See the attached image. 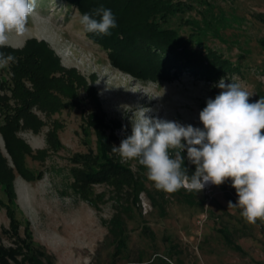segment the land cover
I'll list each match as a JSON object with an SVG mask.
<instances>
[{"label": "rangeland", "instance_id": "1", "mask_svg": "<svg viewBox=\"0 0 264 264\" xmlns=\"http://www.w3.org/2000/svg\"><path fill=\"white\" fill-rule=\"evenodd\" d=\"M174 1L182 4L164 26L203 53L216 52L239 71L215 80L188 68L176 75L170 67L171 79L125 72L112 64L109 50L87 36L81 12L66 0H37L27 31L9 34L7 46L24 50L20 55L43 43L41 52L49 56L38 58L48 66L45 71L68 84V70L74 69L72 83L85 101L80 106L62 104L50 114L36 105L33 112L44 125L18 131L28 146L27 166L35 174L15 171L8 179L13 186L8 196L7 183H0V264H264V222L249 224L241 208L227 207L228 201L238 199L231 179L219 186L209 182L199 192L180 188L167 193L155 188L137 160L119 156L146 184L137 200L127 195L114 199L108 187L97 184L95 195L101 196L93 204L73 186L75 157L97 148L96 134L84 117L92 106L88 88L99 99L109 133L119 137L131 134V118L139 108L202 129L199 113L221 91L216 87L221 78L238 83L251 95L249 102L264 97V0ZM31 40L37 43L29 44ZM20 55H14L16 60ZM3 79L12 83L11 63L0 66ZM26 85L33 88L28 80ZM60 96V101L70 100ZM0 151L15 169L1 131ZM118 212L128 219L124 249L111 233Z\"/></svg>", "mask_w": 264, "mask_h": 264}, {"label": "trees", "instance_id": "2", "mask_svg": "<svg viewBox=\"0 0 264 264\" xmlns=\"http://www.w3.org/2000/svg\"><path fill=\"white\" fill-rule=\"evenodd\" d=\"M69 5H74L83 15L91 13L94 9L103 5L110 8L117 21V27L110 29V36H97L86 33L95 43L106 50L114 66L119 69L142 77H155L171 79L168 73L170 67L175 69L176 75L183 68H188L196 75L216 79L239 71L229 60L224 59L216 52L208 50L203 53L195 46L190 45L189 40L178 35L175 29L164 26L168 17L180 9L182 3L174 0H66ZM30 43H37L35 40ZM264 45V39L262 40ZM44 44L33 45V50L20 55L24 50L14 49L11 46L0 48L5 55L19 54L22 57L11 63L12 83L0 80V131L5 139L8 152L14 160L15 169L9 167L6 158L0 151V183L5 184L4 192L12 193V181L14 172L24 176L34 175L26 163V149L28 146L18 136L22 127H31L38 130L44 125V121L33 112V107L54 113L62 104L71 103L82 105L85 100L82 93H78L74 86L76 71L69 69V84L63 77L52 75L48 66L39 61V56L48 58V54H42ZM41 52V53H40ZM58 67L59 62L55 61ZM26 80L32 83L33 88H28ZM73 82V83H72ZM66 84V85H65ZM87 95L92 99V106L84 113L87 126L91 128L97 137L96 150L75 157L72 168L74 175L73 186L82 199L95 204L94 186L103 184L114 194V199L119 196H130L138 199L139 195L147 190L145 182L138 179L136 173L123 164L119 155L111 151L112 147L119 146L124 136H116L106 123V116L95 92L88 88ZM1 90L5 91L2 92ZM10 91L11 96L6 92ZM67 95L70 100L60 101V95ZM66 96V97H67ZM15 100V104L10 101ZM55 136L50 133V139ZM184 157V167L191 176L195 172V165L187 159V151L181 153ZM31 174V175H30ZM11 181V182H10ZM9 186V187H8ZM178 191V190H177ZM8 196V195H7ZM131 218V217H128ZM127 220L121 218L119 212L112 219L111 233L118 237L122 249L127 245L128 232ZM229 241V239H228ZM119 250V249H118Z\"/></svg>", "mask_w": 264, "mask_h": 264}, {"label": "clouds", "instance_id": "3", "mask_svg": "<svg viewBox=\"0 0 264 264\" xmlns=\"http://www.w3.org/2000/svg\"><path fill=\"white\" fill-rule=\"evenodd\" d=\"M37 0H0V48L8 45L9 34L27 31L28 18ZM85 33L110 36L117 21L103 5L80 17ZM16 62L11 53L0 52V66ZM221 91L209 98L200 111L203 128L148 115L139 108L131 118V134L111 151L122 159H135L147 169V178L157 190L172 193L180 188L203 190L206 184L221 185L231 179L239 207L249 224L264 222V97L249 102L250 94L238 83L216 85ZM195 165L189 176L182 152Z\"/></svg>", "mask_w": 264, "mask_h": 264}, {"label": "bare ground", "instance_id": "4", "mask_svg": "<svg viewBox=\"0 0 264 264\" xmlns=\"http://www.w3.org/2000/svg\"><path fill=\"white\" fill-rule=\"evenodd\" d=\"M207 185V184H206Z\"/></svg>", "mask_w": 264, "mask_h": 264}]
</instances>
